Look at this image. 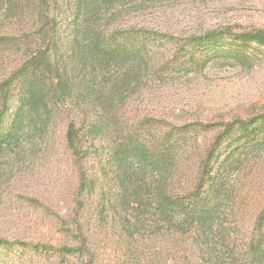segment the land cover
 I'll return each instance as SVG.
<instances>
[{"label":"trees","instance_id":"16d2710c","mask_svg":"<svg viewBox=\"0 0 264 264\" xmlns=\"http://www.w3.org/2000/svg\"><path fill=\"white\" fill-rule=\"evenodd\" d=\"M27 1L0 0L7 13L32 8L37 27L24 37L34 50L0 85V159L29 152L67 114L78 185L64 220L67 241L0 236V264L26 251L80 254L82 264H98L111 240L131 264H264V206L249 223L240 187L242 169L264 153V111L224 123L203 151L200 135L214 126L160 124L136 104L155 72L248 62L264 45V30L191 35L156 69L161 32L102 24L118 5L147 0H69L64 28L51 0ZM10 38L0 36V44Z\"/></svg>","mask_w":264,"mask_h":264},{"label":"rangeland","instance_id":"374dc122","mask_svg":"<svg viewBox=\"0 0 264 264\" xmlns=\"http://www.w3.org/2000/svg\"><path fill=\"white\" fill-rule=\"evenodd\" d=\"M31 9H21L22 15L0 10V36L11 37L0 44V85L35 48L24 41L37 31ZM49 10L59 13L64 28L73 9L69 0H51ZM105 15L102 24L110 30L137 24L163 34L152 51L156 69L191 35L226 27L264 30V0H147L138 7L118 5ZM253 54L242 64L217 60L203 68L189 63L183 71L153 73L136 99L140 115L160 124L214 126L200 135L205 151L221 125L264 111V45ZM69 119L67 114L58 118L48 137L29 145L26 154L0 159V236L55 246L67 241L64 220L73 209L78 185L65 138ZM240 187L245 217L252 223L264 206V153L242 169ZM116 245L111 240L102 246L98 264H131ZM10 264H82V257L26 251L15 255Z\"/></svg>","mask_w":264,"mask_h":264}]
</instances>
